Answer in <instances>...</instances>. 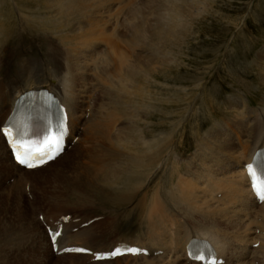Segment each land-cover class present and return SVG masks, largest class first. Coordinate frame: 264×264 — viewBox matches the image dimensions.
Here are the masks:
<instances>
[{"label": "bare ground", "instance_id": "1", "mask_svg": "<svg viewBox=\"0 0 264 264\" xmlns=\"http://www.w3.org/2000/svg\"><path fill=\"white\" fill-rule=\"evenodd\" d=\"M137 1L0 0V53L7 52L13 55L12 62L10 61L7 63H5V58L0 55V76L6 70L13 71V73H11L12 76L9 78L5 80L0 79V163L1 165L6 164L8 167V170L0 172V183L13 178L7 196L8 198L13 196L15 203L12 202L11 199L8 200H10L9 202L11 205H15L23 217L28 216L29 214H24V211H22L23 207L20 205L25 202H23L24 185L35 180V178L33 179V177H36L35 175L42 174L46 169L53 168V165L56 163L59 165L60 162L67 160V158L74 154L75 149L81 152V149H83L81 148L82 145H80L81 141L85 140L86 142V140H88L86 136L83 138L80 135L83 128L82 117L83 115L88 117L91 113L90 106L89 109L87 106L84 107L85 99L89 92L92 93L89 98L90 100L97 99V93L94 94V92H96L94 87L97 86V83L93 81L92 77L90 78V75L95 72L98 62L104 63L106 65H112V72L109 73L110 77L114 78V76L125 74L138 78V87L134 89L132 95L138 97L139 100L136 98L129 99L130 105L128 106L132 105L131 108L133 106L135 108H140V111L138 110L140 112L138 113V119L141 120L143 125L141 124L139 126L137 123L135 128L134 125L121 128V125H125L128 120L126 119L125 122L123 121L120 125H116L114 121L120 122V118L125 117L122 112L118 111L112 112V115L103 114L102 117L100 115L96 121H91L89 125H86V132L90 134V139H97L92 143L93 149L91 150L93 151L90 152L89 148H87L89 153L87 151V155L83 153L84 155H81L79 158L88 156V158L92 160L96 181L94 182L93 188L87 187L85 189L76 190L75 200L73 199V201H70L71 204L74 205L80 204L79 202L84 199L89 201L91 198H94L103 207L116 208L123 203H129L134 196L140 192L139 190L143 187L142 184L144 180L140 182L136 181L142 178L144 173L145 176H147L151 171H157L158 168L163 167V173L160 172L159 175L157 174L155 176H158L160 181L155 182L154 185L152 184L153 187L149 190L150 192L146 193L145 191L146 194L144 193L143 195L140 204L142 205V210H144V217L141 218L140 222H134L136 229H133H135V231L138 228L142 229L143 226H145V229L149 226L147 228L149 230L147 234L145 233V237L143 234L142 236L134 234V238L131 240H129V238L115 239L109 246H93L90 244L91 242L87 243L89 239H86V237L85 239L88 240L87 242H78L75 238L80 236L82 238V236L84 237V235L87 236L88 233H91L97 223H99L98 221L104 218V214L101 213V215H99L96 213L92 216L88 215V217L81 216L79 217L80 219L77 218L79 215L74 214V216L72 215L73 218H70L69 221H65L64 217L71 214L70 211H62L60 209V212L53 214L50 212V208L45 205L46 207L43 210L39 209L38 213L33 210L31 215H29V217L31 216L29 221L31 220L33 226L37 228L41 234L44 230L46 231L50 246L48 251H50L52 247L48 230H62L60 229V227H62V234L58 237L60 248L74 245L90 249L91 252L80 254L81 257H89V264L93 261L97 263L111 261L95 260V253L99 251H111L122 241H130L132 244L141 245V248L147 249L149 253H141L136 256L125 255L117 257L114 260H118L119 258H131L134 261L143 260L142 262L149 264L152 262H157L158 264H202L188 255V245L193 238L196 240H203L212 245L217 257L224 259V263L222 264H264V201L260 202L253 193L250 177L247 175L245 167L246 164L251 161L256 150L264 146V105L262 108H260L261 106H254V108H252V112L256 114V116L250 122H248L247 119L250 120L253 117H244L245 112L243 114L242 110L236 114L239 118L232 119L227 115V125L221 124L222 122L220 121H214L212 127H219L220 134L217 136L216 134L211 135L210 133L205 141H199L201 139V133H199L200 130L197 129L194 137L200 139L196 140L194 138L196 142H193V151L195 153L189 161L188 158H186V160L180 155L181 152L178 154V149L180 148L175 133L182 124V126H184V124L188 125V113H191L190 116L194 118H200L201 115L198 112V98L201 93H194L195 96L198 95V97L195 98L193 94L191 95L193 97L190 99H195L193 101L189 99L190 101L186 102L188 98H186L187 94H185L184 89L187 90L186 88L189 86L185 88L176 86V88H179V91H177L178 89L176 90L178 95L183 96L182 98L178 96L176 100L181 103L186 102L185 111L180 114L177 124L173 123L174 116L177 113L176 109L174 111L168 110L164 112L165 117H168L166 123L171 129L166 127L160 131L158 128L159 132H157V127L160 126L158 121L160 120L157 121L154 119L156 115L162 111V107L166 108L167 100L169 99L164 97L163 93V90L167 89V87L161 90L155 87L157 84H164L162 80L158 78V74H161L162 72L160 70L165 69V66L171 61L169 62V58L167 59L164 54L158 53L159 50L157 51L153 47V44L157 42L160 44L163 43L162 39L164 36H168L170 41L179 35V38L181 36H190V33H193L196 29H200L202 26V21H200V15L202 13H205L203 17L206 15H213L221 19L225 18L226 15L216 9L217 0H139L140 2L138 1V3H136ZM97 31L98 33H95ZM145 36L149 37L151 41L150 44L144 43ZM17 38L21 40L19 43H16V48L22 47L26 39H35L36 43H33L34 45L29 49L34 51L35 48L39 49L42 47L44 53L39 55V59L45 60L46 63L56 65V68H53L54 70L50 72L45 80H38L31 76V70L27 69V65H25L24 69L23 63H25V60L22 58L23 52L15 53L13 49L9 50L7 48L10 44L14 46V42ZM117 41L120 43V46L121 44L123 45L124 49H118L122 47H117ZM173 47L174 46H172V48ZM263 52L264 51L260 50L252 61L259 67L257 72L259 80L258 87L263 91L264 95ZM90 64L93 66L95 65V67H88ZM17 65H19V68ZM98 66L100 67V65ZM14 67L15 70H13ZM83 67H88V70H91L88 71L90 73L85 74L86 70L85 68L83 69ZM168 67L167 69H169ZM101 68L100 70L102 71ZM17 69H21V72H18ZM83 70H85L84 75H82L79 81L74 79L72 83V81L67 79V77L74 73L75 75H80L79 72L82 71L83 73ZM110 77L108 78L110 79ZM232 77L235 78L237 76L234 74ZM235 79L237 83H241L240 80L238 81L237 78ZM103 80L107 81V79H102L103 84L105 83ZM105 84L107 85V83ZM43 87L49 88L50 91L54 92L66 107L69 134L66 139L67 144L65 150L61 155L41 167L27 170L14 161L6 139L1 131V127L11 113L15 101L20 94L32 88L39 89ZM189 88L194 91L196 88L201 89L202 86L198 84L197 87ZM233 88L240 93L248 89L245 88V86H243L244 89H242L235 85ZM110 90L111 89H109V91ZM107 91L105 90V92ZM111 94L113 95V93ZM242 94L243 97H240L241 100L238 98L237 101L239 103H237V105L232 99L231 107L236 109L239 104L245 107L249 106V98H247L246 95L244 96V94H246L245 92H242L240 95L242 96ZM237 95H239V93ZM213 97L215 98V96ZM210 98L209 100H211ZM234 98L236 97L234 96ZM110 100L111 99H109V101ZM109 101H107L108 104ZM229 102L231 103V101ZM89 103L92 104L90 101ZM111 104L112 103H110V105ZM110 105L108 106L110 107ZM97 108L98 107H96V109ZM110 108L112 109V107ZM204 109H206V118L208 120L212 119L213 112L211 108L205 105ZM250 110L251 109L248 111ZM245 111L249 113L247 110ZM106 112L107 111H105V113ZM192 112H194V114H192ZM252 112L250 111L249 114L251 115ZM128 119L129 121L133 120L131 118ZM102 121L105 122L102 123ZM103 124H106V128H103ZM117 126H120V129L117 130L118 132L114 129V127ZM193 126L199 127V124H193ZM184 128L186 129L187 127L184 126ZM228 129H230V132H228ZM108 130H112L113 133ZM102 135L107 139L108 147H100L98 138L102 137ZM76 136L78 140L74 142ZM211 138H213V140H211ZM91 145L88 144L89 147ZM121 147L124 148L123 151L120 150ZM252 147L254 150H252ZM5 148L8 149V153ZM219 150H221L222 158L220 157L219 160L215 159L213 162L206 161L208 158L205 159V155L213 154L214 158H217L214 153ZM97 152L98 154L101 153V155L96 156ZM199 160L202 164L206 163V166L204 165L205 169L202 168L201 173L199 172L200 176L194 178V181L190 176L191 179H189V177L184 179L185 176H183V173L187 172V170L183 172V169L180 172V169L183 168V166L187 167V164L191 161L192 163H198ZM195 173L198 172L195 171ZM150 176H152V174ZM40 181L42 182V180ZM34 182H36V180ZM8 183H10V181H8ZM120 185H122V189L118 188ZM107 188H109L110 191ZM126 188H129L127 189L128 191ZM85 190L88 196L85 194ZM71 191L74 190L70 189L69 192ZM38 194H40V192ZM121 194H123L122 197L120 196ZM30 195L31 194H29V196ZM140 199L139 201H141ZM67 200L66 197L65 201L62 200L60 202L65 203ZM26 204L28 205V203ZM31 206L30 208H33V206ZM42 206H44V204H42ZM53 207L55 208V205ZM58 207H60V205H58ZM58 207L57 209H59ZM65 208L66 207H64V209ZM12 210L15 209L12 208ZM184 213L187 218L190 219V222H180V218L181 216L184 217ZM52 214L55 216H52ZM194 215H196V217H194ZM11 219H13V217ZM145 221H147L148 224H146ZM1 225H3L2 222ZM41 225L44 229H42ZM49 225L51 227H47ZM16 227L14 229L16 230L15 233L19 229H16ZM100 227L102 226L100 225ZM25 229L26 228H24V230ZM27 229L29 230L30 228L27 227ZM126 229L130 231L132 228L130 229V227L127 226ZM183 229H187L184 234L182 233ZM9 232L11 234V231ZM95 234L93 232V235ZM18 235H20V233ZM146 236L147 239L141 238H146ZM254 244H257V246ZM50 253H52V256H55L52 249ZM59 256H64L65 258V256L74 255L64 253L58 255V257ZM80 263L81 261L78 264Z\"/></svg>", "mask_w": 264, "mask_h": 264}, {"label": "rangeland", "instance_id": "2", "mask_svg": "<svg viewBox=\"0 0 264 264\" xmlns=\"http://www.w3.org/2000/svg\"><path fill=\"white\" fill-rule=\"evenodd\" d=\"M135 1H137V0H135ZM138 1L136 3H138ZM216 9L220 10L227 17L225 16V18H223V19L219 18L218 16H213V15H206L205 17H203L205 15V13H202L200 15L201 16L200 21H202L201 22L202 26L200 27V29H196L195 31H193V33H190V36L189 35H188V37L187 36H181L179 38V36H180L179 35V36L175 37L176 40L173 39L171 41H170V38L168 36H164L162 39L163 43L160 44L157 42L156 44H153V47L157 51L159 50L158 53L160 52V54H164L167 59L169 58L168 59L169 62L171 61L170 63H168L165 66V69L160 70L162 73L158 74V78L160 80H162V82L164 83L163 84L164 86L162 84H160V85L157 84L156 86L153 85V86L157 87L158 90H161V89L167 87V89L163 90V93H164V97L169 98L167 100L166 108L162 107L161 108L162 111L159 112L156 115V117L154 118L155 120H157V121L160 120L162 122L161 123L160 121H158L160 123V126L157 127V130H158L157 132H159V129L161 131L163 128H166V127L171 129L170 126L166 123V120L168 119V117H165L164 112H166L168 110L174 111L176 109L177 113L174 116L173 123L177 124L180 114L185 111V107H186L185 103L190 101L191 100L190 98L193 97L191 95H193L194 93H196V94L201 93L200 97L198 98V102H199L198 112L201 115L200 118H194V117L190 116L191 113H188V115H189V122L187 121L188 125L184 124V126L187 127L186 128L187 131L184 128V126H182L183 125L182 124L181 127H178V130L175 133V137H176V139H178V142H179L178 145L180 148V149H178V154H180V152H181L180 155L183 156V158H185V159L188 158V161L194 156V153H195L193 151L194 150V143L193 142H196V141H194V140L200 139V138L194 137V134L196 133L195 131L197 129H199L200 130L199 133H201L200 134L201 139L199 141H205L206 137L210 133H211V135L216 134L217 136L220 134V132H219L220 128L219 127H212V125H213L212 123L214 121L215 122L220 121V122H222L221 124L227 125L228 124V123H226L228 121V118L226 119L227 115L229 117H231L232 119L239 118V116L236 114L239 113L240 110H242L243 114L245 112L244 117H247V116L251 117V118L253 117L250 120L247 119V121L250 122L256 116V114H253L252 108H254V106H257V107L261 106L260 108H262V106L264 105V103H263L264 102L263 91L258 87L259 86V80L257 77V72H258L259 67L257 65H255L252 61L253 58L256 56V54L260 50L264 51V0H217L216 1ZM98 31H100V30H98ZM98 31L95 33H98ZM148 39H149V37L145 36V38H144L145 44L151 43L150 39L149 40ZM20 40H21L20 38H17L14 42V46L12 44H10L7 46V48L9 50L13 49L15 53L23 52L22 58L25 60V63H23L24 69H25V65H27V69L31 70V73H32L31 76H33L34 78H36L38 80H45L46 77H48V75L50 74V72L56 68L55 67L56 65H53L52 63H46L45 60L39 59L40 58L39 55H42L44 53V49L42 47H40L39 49L35 48L34 51H31L29 49L30 47H32L34 45L33 43H36L35 39H30V40L26 39L23 42L22 47L16 48V45H17L16 43H19ZM10 41H13V40H10ZM117 44H118L117 47H122V48H118V49H124L123 45L121 44V46H120L119 45L120 43L118 41H117ZM170 44L171 45L173 44L172 46H174L173 47L174 49L172 48V46ZM164 45H166V46H164ZM162 48H164L165 50ZM126 49H128V48L126 47ZM171 49H172V51H171ZM162 50H163V52H162ZM128 51H129V49H128ZM5 54H6V56H5ZM0 55L5 58V63L10 62V61L12 62L13 55H10L7 52L6 53H0ZM170 58H172V59H170ZM177 61H178V64H177ZM172 63L173 64L175 63V64L173 65ZM98 65H100V67ZM17 66L19 68V65H17ZM12 67H13V64H12ZM88 67L93 68V67H95V65L93 66L90 64V66L88 65ZM88 67L87 68L83 67V69L85 68V70H86L85 74L86 73L88 74V73H90L88 71H91V70H88ZM167 67L169 69H167ZM170 67H172V68H170ZM91 68H89V69H91ZM100 68L102 69V71L100 70ZM13 70H15V67L13 68ZM20 70L21 69H19L18 72H21ZM85 70H83V73H82V71L79 72L80 75H75V73H74L73 75L67 77V79L69 81H72V83H73L74 79H77L79 81L82 78V75H84ZM111 72H112V65H106L104 63L102 64L99 62L96 64L95 72L94 73L91 72L92 74L90 75V78L92 77L93 81H95L97 83V86L94 87V89H96V92H94V94L97 93L96 94L97 99L90 100L89 98L92 94L90 92L87 94V97L85 99L86 101L84 103V107L87 106L88 109L91 107V113L88 117H85V115H83V117H82L83 128H82L80 135L83 138H85V136H86V138L88 140H86V142H85V140L81 141L80 145H82L81 148H83V149H81V152H80V150L77 151L75 149L76 151L74 150V154L71 157L67 158V160L60 162L59 165H58V163H56L55 165H53V168L46 169L42 174L35 175L36 177H33V179L35 178L36 182H34L35 180H33V181H30L24 185V191H23L24 200H23V202L24 201L25 202L22 203L23 205L20 204L21 207H23L22 211H24V214L27 213L29 215H31L33 210L36 213H38L39 209L43 210L46 206H48L50 208V212L53 214L60 212V209L62 211L68 210L71 212V214H70L71 216L72 215L74 216V214L79 215V216H77L78 219H80L79 217H81V216L82 217H88V215L92 216V215H95L96 213L99 215H101V213L104 214V218L101 219L100 221H98L99 223H97L96 227L93 229V231L91 233H88L87 236L86 235H84V237L82 236V238H81V236L78 238H75L76 241H78V242H87L88 240H86V239L88 238L89 241L87 243L91 242L90 244L93 246H104V245L109 246L115 241V239L129 238V240H131L132 238H134V234L139 235V236H142V234H143V236L145 237V235L148 233L149 229H147V228L149 226L146 229H145V226H143L142 229L138 228L135 231L136 227H135L134 222H136V221L140 222L141 218L144 217L143 216L144 210H142V205L140 203L142 202L143 195H144L145 191H146V193H149L150 192L149 190L152 189L155 182L160 181L158 179V176L157 177H155V176L157 174L159 175L160 172L163 173V167L158 168L157 171L156 170L151 171L152 173L151 172L148 173L147 176H145V173H144L142 175V178H139V180L136 181V182H140V181L144 180V182H143L144 185L142 184L143 187H141V190H139L140 192L137 193V195H135L134 198L129 203H123L121 205H118L116 208L103 207L94 198H91L89 201H87V199H84L83 201L79 202L80 204H74V205L71 204L70 200L73 201V199L75 200V198H76V196H75L76 190L85 189L87 187L93 188L94 182L96 181L92 160L89 159L88 156H86L84 158H79L81 155H84L83 153H85V155H87L89 153V150H90V152L93 151V150H91V149H93L92 143L94 142L95 139H97V138H92V137H91L92 139H90V137H89L90 134H88L86 132V129H87L86 125H89L91 123V121H93V122L96 121V119L99 118L100 115H101V117L103 114L104 115L105 114L112 115V112H116V111L122 112L124 114V116L126 117V118L121 117L120 122L114 121L116 125H120V123H123V121L125 122L126 119L128 120V122H126L125 125L124 124L121 125V128H124L125 126H132V125H134V128H135L137 126V123L139 126L142 124L141 120L138 119V116H139L138 113H140L139 112L140 108H138V107L135 108L134 106L131 108L132 105L128 106V105H130L129 99L136 98L137 100H139L138 97H135V95H132V92L134 91V89H136L138 87V78L136 76L125 75V74L114 76V78H113V77H110L109 73H111ZM163 72H165V73H163ZM11 73H13V71H11V70L10 71H7V70L4 71L3 74H1L0 79L5 80V79L9 78L10 76H12ZM103 73L106 75H104ZM234 74L237 76L235 78H237L238 81L240 80L241 83H237V80L234 77H232V75H234ZM106 76L110 77V79ZM102 79H107V81L103 80L105 83H107V85L104 83L105 84V86H104ZM198 84H201V86H202L201 89L196 88V90H194V91L190 90L191 88H189V87H192V88L195 86L197 87ZM165 85H168V86H165ZM234 85L236 87H240L242 89H244L243 86H245V88H248L246 90L241 91V93L245 92L246 94H244V96L246 95L247 98H249L248 99V102H249L248 107H245L244 105L242 106V104H239V106H238L239 109H238V107L236 109L231 107L232 99H233V102H236L235 104L237 105V103H239L237 101L238 98L241 100L240 97H243V94L241 96L240 95L241 93L233 88ZM176 86L183 87V88H185L186 86H189L188 87L189 89L188 88H186L187 90L184 89L185 94H187L186 98H188V100L186 102L181 103V102H178L176 100V98L179 96L177 93V91H179V88H176ZM116 88H117V90H116ZM109 89H111V90L109 91ZM105 90L106 91L108 90V91L105 92ZM123 90H125V91H123ZM111 93H113V95ZM238 93H239V95H237ZM107 95H108V97H107ZM111 96H112V98H111ZM194 96H195V94H194ZM213 96H215V98ZM234 96L236 98H234ZM182 97L183 96H179V98H182ZM196 97H198V95H196L195 98ZM210 97H213V98H210ZM105 98L106 99L108 98V99L106 100ZM195 98H192L191 101H193ZM209 98L211 100H209ZM109 99H111V100L109 101ZM122 99H124V100H122ZM201 99H202V101H201ZM87 100H88V102H87ZM125 100H127V101H125ZM89 101L92 102V104L89 103ZM107 101H109V104ZM229 101H231V103ZM206 102H208V103H206ZM110 103H112V104L110 105ZM108 105H110V107H112V109ZM205 105H208V108H211V111L213 112L212 113L213 114L212 119H210V120H208L206 118V113H205L206 109H204ZM96 107H98V108L96 109ZM216 107H219V108H216ZM243 108L247 111L249 109H251L250 110L252 112L251 115L249 114L250 111H248L249 113H247ZM83 109H82V112H83ZM105 111H107V112L105 113ZM95 114H97L98 116ZM117 114L121 115L120 113H117ZM192 114H194V112H192ZM128 118H131L133 120L130 119L131 121H129ZM116 119H118V118H116ZM163 120H165V121H163ZM88 121H89V123H88ZM202 121H203V123H202ZM103 122H105V121H102V123ZM193 124L194 125L199 124V127L198 126L195 127V126H193ZM210 127H211V129H210ZM103 128H106V124H103ZM114 129H116V132H118L117 130L120 129V126L114 127ZM108 131H111L113 133L112 130H108ZM228 132H230V129H228ZM98 140L100 142V147L105 148L107 146V141H106L107 139L105 138L104 135H102V137H99ZM211 140H213V138H211ZM75 144H78V143H75ZM88 144L89 145L92 144V145L89 147ZM87 148H89V150ZM5 149H6V152L8 153V149L7 148H5ZM123 149H124L123 147L120 148L121 151H123ZM87 151H88V153H87ZM98 152L96 153V156L101 155V153L98 154ZM214 154L216 155V157L218 159L214 158L213 154L212 155L207 154V155H205L204 158L209 159V160L208 159L206 160L207 162H209V161L213 162L215 159L219 160L220 157L221 158L223 157L221 154V150L217 151ZM75 159H77V160H75ZM200 160L198 161V163H196V162L192 163V161H191L189 164H187V167L183 166V168L180 169V172L183 169H184L183 172L187 170V172L183 173V176H185V178L183 176L182 177L184 179H186L190 176L191 178H193L192 180L194 181V178H197L200 176L201 170H202V168L205 169L204 165L206 164V163L202 164L200 162ZM194 165H195V167H194ZM0 167H1L0 172L1 171L4 172L5 170H8V167L6 166V164L1 165V163H0ZM61 167H63V168H61ZM56 168H57V170H56ZM195 171L198 173H195ZM149 174L150 175L152 174V176H150ZM51 175H52V177H51ZM190 177H189V179H191ZM12 179L10 178V180H8V181H10V183H8V181L0 183V209H1L0 210L1 211L0 212V228H1L0 229V264H60V263L61 264H78L80 261H81L80 264H89L90 263L89 257L88 258L81 257L80 254H73L74 256H65V258H64V256L58 257V255L56 256L55 253H54L55 256L51 255L52 254V253H50L51 249H50V251H48V248H50V246L48 243L46 231L42 230L43 233L41 234L40 231L33 226V224L31 223V220L29 221V219H31V216L29 217V215H28V216L23 217V215L21 213H19V211L15 207V205L13 206L9 202L10 200H8V199H11L12 202L15 203V199L13 196L11 198H8V196H7L8 191H9V186L13 182ZM40 180H42V182ZM118 188L122 189V185L118 186ZM129 188H126V190ZM70 189L74 190V191L69 192ZM107 189L109 190V188H107ZM36 191H38V192H36ZM39 192H40V194H38ZM54 192H56V193H54ZM29 194H31L30 196L33 199L29 196ZM85 194L87 195V191ZM122 195L123 194H121L120 196L122 197ZM66 197L68 200L65 203L62 202L63 203L62 204L60 201H62V200L65 201ZM139 199L141 201H139ZM2 202L5 203L8 207L5 204H3ZM138 202H139V205H138ZM26 203H28V205ZM31 204H32L33 208H30ZM42 204H44V206H42ZM54 205H55V208L53 207ZM58 205H60V207H58ZM78 205H80V206H78ZM61 206H62V208H61ZM57 207L59 209H57ZM64 207H66L67 209L66 208L64 209ZM12 208L15 210H12ZM24 208H25V210H24ZM13 211H14V214H13ZM105 211H106V213H105ZM53 214H52V216H55ZM139 214L142 216H140ZM105 215H107V216H105ZM134 215L135 216L137 215V216L135 217ZM183 215H184V217L181 216L180 222L181 221L190 222V219L187 218L185 213ZM5 216H6V218H5ZM73 216H72V218H73ZM2 217H4V218H2ZM12 217L14 220L11 219ZM194 217H196V215H194ZM26 219H27V222H26ZM38 221H39V218H38ZM1 222L3 225H1ZM145 222H146V224H148L147 221H145ZM100 225L102 227H100ZM127 226H129L130 229L131 228L132 229L130 231H127V229H126ZM15 227H16V229L19 228L16 233H15L16 230H14ZM27 227L30 229L28 230ZM24 228H26V229L24 230ZM133 228H135V229H133ZM42 229H44L43 226H42ZM139 230L142 232H140ZM186 230L187 229H183L182 233L184 234L186 232ZM9 231H11V234ZM18 231H19L20 235H18L19 234ZM96 231H99V232H96ZM93 232H94V234L95 233L96 234L93 235ZM12 235H16V236H12ZM88 236H90V237H88ZM85 237H86V239H85ZM141 238L147 239V236H146V238H143V237H141ZM5 244H7V245H5ZM248 247H247V249H248ZM67 257H69V258H67ZM114 259H110L112 262L108 261L105 263H100V262L97 263V262L93 261L91 264H149V263L142 262L143 260L134 261L131 258H125V259L119 258L118 260H114ZM103 261H105V260H103ZM150 264H158V263L152 262ZM176 264H178V263H176Z\"/></svg>", "mask_w": 264, "mask_h": 264}, {"label": "snow or ice", "instance_id": "3", "mask_svg": "<svg viewBox=\"0 0 264 264\" xmlns=\"http://www.w3.org/2000/svg\"><path fill=\"white\" fill-rule=\"evenodd\" d=\"M60 135H63V129H61ZM50 143H52V144L58 146V144H59V140L57 139L56 141H54V142H50ZM49 158L51 159V158H53V157L50 156ZM17 159H20V158L17 157ZM20 162H21V163H26V161H24V160H20ZM28 166H29V167H32L31 164H29ZM248 168H249V171L251 172V170H252V166L249 165Z\"/></svg>", "mask_w": 264, "mask_h": 264}]
</instances>
